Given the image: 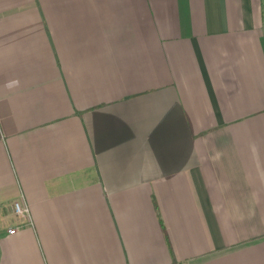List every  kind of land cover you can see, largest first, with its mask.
Masks as SVG:
<instances>
[{"label":"crops","instance_id":"1","mask_svg":"<svg viewBox=\"0 0 264 264\" xmlns=\"http://www.w3.org/2000/svg\"><path fill=\"white\" fill-rule=\"evenodd\" d=\"M0 264H264V0H0Z\"/></svg>","mask_w":264,"mask_h":264},{"label":"built area","instance_id":"2","mask_svg":"<svg viewBox=\"0 0 264 264\" xmlns=\"http://www.w3.org/2000/svg\"><path fill=\"white\" fill-rule=\"evenodd\" d=\"M12 211L14 217L19 221V229L31 224L30 206L23 195L13 203ZM17 230L18 228H10L8 232L15 234Z\"/></svg>","mask_w":264,"mask_h":264}]
</instances>
